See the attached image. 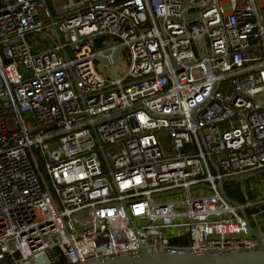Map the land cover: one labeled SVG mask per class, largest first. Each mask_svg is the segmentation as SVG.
<instances>
[{"label": "built area", "instance_id": "obj_1", "mask_svg": "<svg viewBox=\"0 0 264 264\" xmlns=\"http://www.w3.org/2000/svg\"><path fill=\"white\" fill-rule=\"evenodd\" d=\"M51 1L0 0V264L264 248V0Z\"/></svg>", "mask_w": 264, "mask_h": 264}, {"label": "water", "instance_id": "obj_2", "mask_svg": "<svg viewBox=\"0 0 264 264\" xmlns=\"http://www.w3.org/2000/svg\"><path fill=\"white\" fill-rule=\"evenodd\" d=\"M52 33L58 40L60 37L55 28ZM121 46L113 49L111 60L114 62L118 57ZM66 59V54H64ZM95 58L104 64H109L106 57L96 55ZM23 75H29L30 70L18 66ZM70 69V68H69ZM203 145L204 142L202 141ZM223 182H218L222 190ZM85 264H264V248L254 250L230 249L226 251L209 250L206 252H194L189 248L168 250H145L122 257H104L88 260Z\"/></svg>", "mask_w": 264, "mask_h": 264}, {"label": "rangeland", "instance_id": "obj_3", "mask_svg": "<svg viewBox=\"0 0 264 264\" xmlns=\"http://www.w3.org/2000/svg\"><path fill=\"white\" fill-rule=\"evenodd\" d=\"M48 8L51 13H54V7H51L50 1L46 0ZM59 5L65 3L63 0H60ZM95 50H109L111 46L118 44V40L112 37L104 36L95 39ZM200 49L203 48V42L199 43ZM113 68L116 74L119 77H122L126 74L129 68V56L128 52L125 48L121 49L119 52V56L117 61L114 63L113 67L111 65H104L98 61H96V69L97 71L104 77L112 79L114 78ZM228 81L223 83L221 86V90L227 88ZM259 101L261 102L262 107L264 108V93L259 95ZM156 137L160 144V147L165 155L171 154V139L168 135H162L160 133H156ZM227 190L229 191V195L236 199V195L243 196L244 202L246 199H256L260 197L261 192L264 191V171L259 172L258 174H248L242 175L239 180L232 181L231 184L227 186ZM204 192L208 194V191L204 188H199L193 194L194 196H199L200 192ZM163 199H167V197H163ZM237 200V199H236ZM239 201V200H237ZM258 208H248L247 212H257ZM260 223L264 225V215H258ZM263 232V229L261 230Z\"/></svg>", "mask_w": 264, "mask_h": 264}, {"label": "trees", "instance_id": "obj_4", "mask_svg": "<svg viewBox=\"0 0 264 264\" xmlns=\"http://www.w3.org/2000/svg\"><path fill=\"white\" fill-rule=\"evenodd\" d=\"M94 46H95V44H94ZM230 184H231V183H230ZM225 190H227V186L225 187ZM227 192L229 193L228 190H227ZM236 197H237L236 199L239 200V201H243V199H244L243 196H241V195H236ZM263 215H264V213H263ZM186 243H187V242H186ZM172 244H173V245H180L181 242L178 241V240H177V241H172ZM59 264H64V263H63V262H60Z\"/></svg>", "mask_w": 264, "mask_h": 264}, {"label": "crops", "instance_id": "obj_5", "mask_svg": "<svg viewBox=\"0 0 264 264\" xmlns=\"http://www.w3.org/2000/svg\"><path fill=\"white\" fill-rule=\"evenodd\" d=\"M49 1H50V4H51V7H54V13H52V14L55 16V14H56L55 5H54V3L51 0H49ZM65 1L66 0H63V2H65ZM57 4H59V3H57ZM46 6L48 7L47 3H46ZM261 228L263 229V233H264V225L262 223H261Z\"/></svg>", "mask_w": 264, "mask_h": 264}]
</instances>
